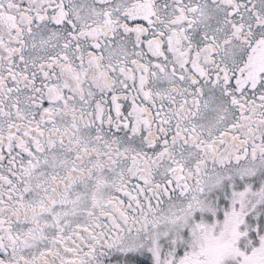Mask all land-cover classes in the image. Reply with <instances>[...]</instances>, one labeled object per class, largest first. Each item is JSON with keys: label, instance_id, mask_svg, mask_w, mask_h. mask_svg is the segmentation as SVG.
Returning a JSON list of instances; mask_svg holds the SVG:
<instances>
[{"label": "snow or ice", "instance_id": "snow-or-ice-1", "mask_svg": "<svg viewBox=\"0 0 264 264\" xmlns=\"http://www.w3.org/2000/svg\"><path fill=\"white\" fill-rule=\"evenodd\" d=\"M0 264H264V0H0Z\"/></svg>", "mask_w": 264, "mask_h": 264}]
</instances>
